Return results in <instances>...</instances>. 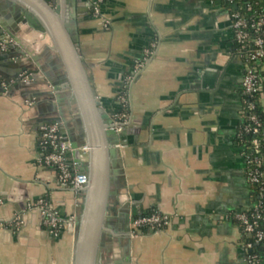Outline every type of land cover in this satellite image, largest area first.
Here are the masks:
<instances>
[{
  "label": "crops",
  "instance_id": "1",
  "mask_svg": "<svg viewBox=\"0 0 264 264\" xmlns=\"http://www.w3.org/2000/svg\"><path fill=\"white\" fill-rule=\"evenodd\" d=\"M81 1L79 51L95 95L103 113L129 116L121 146L123 174L112 187L118 193L110 210L119 212L131 187L134 215L158 212L171 219L164 230L133 239V261L249 264L233 220L235 213L251 208L253 189L237 140L244 61L230 4ZM95 2L101 4L100 18L93 15ZM21 52L0 60V264H73L74 234L54 238L39 213H26L18 231L6 225L43 198L61 218H76L81 200L60 184L53 169L39 167L42 126L59 124L68 140L69 130L80 135L75 103L58 85L64 78L57 55L48 47L38 53L42 71ZM21 68L34 81L6 87L4 77ZM122 97L128 102L125 110Z\"/></svg>",
  "mask_w": 264,
  "mask_h": 264
},
{
  "label": "water",
  "instance_id": "2",
  "mask_svg": "<svg viewBox=\"0 0 264 264\" xmlns=\"http://www.w3.org/2000/svg\"><path fill=\"white\" fill-rule=\"evenodd\" d=\"M1 4H4V12L0 11V36L11 37L15 45L10 52L1 53L0 50V60L10 59L13 51L18 49L22 56L34 61L43 71L38 53L43 48H50L57 55L64 78L58 85L71 94L78 113L76 123L80 135L76 137L69 130L73 149L69 157L73 156L79 173L87 175L89 182L80 200L75 223L70 226L73 231L63 230L56 239L66 233L74 234L73 264H137L132 257L131 200L135 196L131 187L119 212L110 210L111 200L118 193L112 187L123 174L121 146L125 145L122 141L125 133L117 132L120 124H116L112 115L103 113L93 80L79 51L77 13L82 1L0 0ZM36 45L37 50L33 49ZM23 70L5 76L6 87L30 85L35 78L31 76L28 81H23L20 77ZM52 86L57 90L56 84ZM67 127L69 129L68 123ZM83 146L89 147L85 161L81 160L79 152Z\"/></svg>",
  "mask_w": 264,
  "mask_h": 264
},
{
  "label": "built area",
  "instance_id": "3",
  "mask_svg": "<svg viewBox=\"0 0 264 264\" xmlns=\"http://www.w3.org/2000/svg\"><path fill=\"white\" fill-rule=\"evenodd\" d=\"M226 1L234 5L240 0ZM261 1L264 11V0ZM93 15L95 18L102 17L100 2L93 4ZM231 20L238 52L240 58L244 61L242 81L244 100L237 140L243 151L248 181L251 186H257L260 189L257 199H252L251 208L235 213L233 220L239 227L242 238L247 239L243 242L249 253V264H264V258L261 259L251 253L254 245H264V230L261 228L262 223H264V15L247 19L240 12H231ZM109 25V21L104 22L105 28H109ZM251 30L254 35L251 34ZM14 45L15 42L11 37L7 35L0 36L1 50L6 51ZM147 62L148 59H145L142 64H138V69L141 70ZM21 78L26 82L31 78V75L23 73ZM254 100L258 101L262 112H255L257 103L253 102ZM121 103L124 110L127 109L128 102L125 97L121 98ZM114 119L116 124H120V126H117L116 131H123L128 124V112H122ZM244 135L252 137L248 143L250 146L243 144ZM39 147L42 152L39 167L53 169L60 184L82 199L89 182L88 176L79 173L77 164L69 159L73 158V156L69 157L73 149L70 141L61 134L59 124H45L41 127ZM79 152L81 160H87L89 147L83 146L79 149ZM28 212L39 213L43 218V227L54 238H58L63 230L67 232L72 229L73 231L70 226L74 225L75 217L61 218L48 198L40 199L26 209L21 210L12 220L6 223L7 227L15 231L21 229L24 225V217ZM170 223L171 219L168 216L158 212L139 216L133 214L130 224L132 239L143 236L145 234L144 230L146 232H160L169 227ZM0 225L2 224L0 223ZM249 239L252 241H249Z\"/></svg>",
  "mask_w": 264,
  "mask_h": 264
},
{
  "label": "trees",
  "instance_id": "4",
  "mask_svg": "<svg viewBox=\"0 0 264 264\" xmlns=\"http://www.w3.org/2000/svg\"><path fill=\"white\" fill-rule=\"evenodd\" d=\"M262 1L261 0H240L237 4L231 5L230 4V8L232 12H240L242 15H244L247 19H250L251 17H259L261 15H264V11L262 9ZM251 9V10H250ZM251 34L254 35V32L251 30ZM264 64V62H263ZM253 102L257 103V109L255 112H262V108L260 107V105L258 104L257 100H254ZM251 136L250 135H244L243 137V144L244 145H248L250 146L248 143L251 140ZM253 189V199L256 200L260 189L257 186H251ZM153 212H148V213H141L138 214L136 216L139 215H149L152 214ZM261 228L264 230V223H262ZM145 234L147 233L146 230H144ZM244 240V239H243ZM244 241H247V239H245ZM249 241H252L251 239H249ZM251 253L253 255H257L259 256L261 259L264 258V245H254L253 249L251 250Z\"/></svg>",
  "mask_w": 264,
  "mask_h": 264
}]
</instances>
